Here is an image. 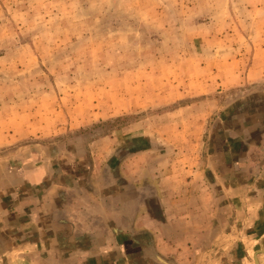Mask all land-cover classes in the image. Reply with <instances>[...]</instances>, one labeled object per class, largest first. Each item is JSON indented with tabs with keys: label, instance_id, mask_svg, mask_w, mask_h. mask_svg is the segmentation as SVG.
I'll return each instance as SVG.
<instances>
[{
	"label": "rangeland",
	"instance_id": "374dc122",
	"mask_svg": "<svg viewBox=\"0 0 264 264\" xmlns=\"http://www.w3.org/2000/svg\"><path fill=\"white\" fill-rule=\"evenodd\" d=\"M254 64L264 0H0V178L29 150L80 144L103 163L148 147L171 177L264 93Z\"/></svg>",
	"mask_w": 264,
	"mask_h": 264
},
{
	"label": "crops",
	"instance_id": "0c3cea01",
	"mask_svg": "<svg viewBox=\"0 0 264 264\" xmlns=\"http://www.w3.org/2000/svg\"><path fill=\"white\" fill-rule=\"evenodd\" d=\"M217 129L171 177L145 146L29 150L0 178V264H264V93Z\"/></svg>",
	"mask_w": 264,
	"mask_h": 264
},
{
	"label": "water",
	"instance_id": "95a60500",
	"mask_svg": "<svg viewBox=\"0 0 264 264\" xmlns=\"http://www.w3.org/2000/svg\"><path fill=\"white\" fill-rule=\"evenodd\" d=\"M255 262H256V264H259V260L257 257L255 258Z\"/></svg>",
	"mask_w": 264,
	"mask_h": 264
}]
</instances>
